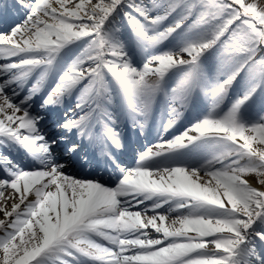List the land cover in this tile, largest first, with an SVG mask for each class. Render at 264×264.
I'll return each mask as SVG.
<instances>
[{
  "label": "snow or ice",
  "instance_id": "1",
  "mask_svg": "<svg viewBox=\"0 0 264 264\" xmlns=\"http://www.w3.org/2000/svg\"><path fill=\"white\" fill-rule=\"evenodd\" d=\"M13 7L23 18L0 21V145L23 146L35 163L21 167L0 152V195L10 188L19 201L0 206V264H264V99L254 106L264 94V0L259 7L246 0H15ZM121 21L151 49L138 66L119 39ZM178 32L191 35L163 46ZM70 44L80 50L66 61L61 53ZM45 90L41 110L66 108L54 137L41 125L44 115L31 110ZM201 95L212 100L208 113L147 146L134 166L118 164L114 184L71 170L87 145L110 157L109 148L124 147L117 97L143 134L154 114H167L165 132L173 128ZM241 106L252 109L251 122L240 118ZM195 142L217 147L196 166L147 163ZM172 212L178 215L165 226Z\"/></svg>",
  "mask_w": 264,
  "mask_h": 264
},
{
  "label": "bare ground",
  "instance_id": "2",
  "mask_svg": "<svg viewBox=\"0 0 264 264\" xmlns=\"http://www.w3.org/2000/svg\"><path fill=\"white\" fill-rule=\"evenodd\" d=\"M246 1H250V0H246ZM78 2H79V0H70L71 5H74L75 3H78ZM252 2L257 3V5L259 7L262 3V0H252L249 3H252ZM7 3L8 4L6 5V7H3V9L0 6V10H1L0 21H2V19H4L5 15L9 16L12 14L16 15V17L19 16L22 19L23 18L22 14L20 12H18L16 8L13 7L15 0H9ZM2 10H5L4 14L2 13ZM118 20H119V18H118ZM15 22H19V20H16ZM0 27H3L2 22H0ZM175 36H178V34L175 33V34H173L172 37H169V39L164 42L163 46L171 47V46H174L175 44H177L181 39L176 40ZM119 39L124 42V45L126 47V50L128 51L129 57L131 58L132 62L134 64H136L137 66L140 63H142L143 58L145 56H147L151 51L150 48H146L141 41H139L138 39L135 38L131 29L126 27L122 21L120 22ZM77 43H79V42H77ZM79 50L80 49L76 46V44H70L67 46V48L64 50V52H62L61 54H65V52H67L68 55L66 57V61H70L73 57H75L76 54H78ZM135 55H137V57ZM184 59H189V57L185 54ZM0 62H4V61L0 60ZM153 79H155V77H153ZM249 80H250V77H246L244 80L235 84L234 87L232 89H230L228 96L224 99V101L220 105V108L217 110L220 112V114H222L224 111H227V109L231 106V104L233 102H235V100L238 98V96L242 94V91H243L244 87L248 84ZM45 95H46V93L44 91H42L38 95L33 97V103H32L31 110L33 112H37L41 115H46V119L41 122V125H42L44 131L49 129L50 127H53L52 132H53V135L55 136L59 130L54 127V124L58 120L57 117L63 116V112L66 110V108L59 105L60 112H56V113L53 111H50V106L48 107V109L46 111L40 110L39 108H37V104H38V102L40 104L42 103ZM201 96L203 97L202 106H199L198 102H197L196 103V111H194L192 107H189V109L184 112V114L181 116V118L176 121L174 127L171 129H168L167 132H165L163 130V122H166V120L168 118L166 113H164L162 115L154 114L153 118L149 121V123L156 130L162 131L161 136H164V138H172L174 135H177V134L183 132V130L186 127H188L190 123L195 122V119L197 118V112H198L199 116H203V115L208 113L209 109L211 108L212 100L210 97L206 98L203 95H201ZM262 99H264V94L257 95L255 98L254 106L259 105L261 103ZM73 100H74V97H68L65 99L64 104L71 106V102ZM117 101H118V103L115 106L114 111L117 112L119 119L121 121L120 127H121V130L123 132V141L125 143V141L127 139L124 135L123 129L124 128L133 129V127L129 123L128 119L126 120V118H125L124 120H122L123 113H122L121 108H120L119 97H117ZM20 114L21 113H17V115H20ZM239 115H240V118L245 122H251V120L254 119L252 109L246 110L244 106H241ZM48 121H50L49 124H47ZM147 128L148 127L144 128L143 133H146L148 131L149 128L148 129ZM154 128H151L149 130H154ZM136 130L140 131V129H138V128H136ZM133 131H135V130H133ZM133 135H137V133H134ZM145 135L149 136L148 134H145ZM198 143L199 142H195L194 144L188 145L185 148H181L182 153H184V152H187V153L181 155L180 157H178V159L173 158V157H168V156H170L171 153H166L164 156L156 157L152 160L147 161V163L149 164V166H152V165L169 166V165H177V164H180V165L184 164L186 166H196L199 163H202L203 159H205L208 156V154L205 150H203L202 148H198L199 147ZM254 147H260V145H258L257 142H254ZM12 148L25 149L23 146L15 143V142L10 141L7 144V146L0 145V152L3 151L6 154H8L9 151H11L10 149H12ZM215 150H216V148L212 149V152ZM117 151H120V149ZM142 151H144V148L140 150V152H142ZM120 154L122 156H124L123 153H120ZM138 155L139 154L136 152L135 156H138ZM20 156L21 155H18L19 158H16L17 161L22 160L23 157L21 156V158H20ZM183 159L185 161H183ZM131 161H133V159H131ZM0 173H2V169H0ZM245 178L249 179L252 182H255V180H256V176L254 173L246 174ZM201 179L205 182H207V180H208V178L205 177L203 174L201 175ZM255 186L259 187L258 184H256ZM8 197H13V199L10 200V199H8ZM12 202H19L18 197L15 196V194L13 193V191L10 188L4 189L3 195H0V206H7L10 210V206H11ZM166 208H167V206H165V209H164L165 212H166ZM133 210L136 211L138 209H133ZM151 214L152 213H150V212L146 213V214L142 213V218L147 216V215H151ZM177 215H178V213H176V212H172L170 214H167L166 219L163 222L165 224V226L171 225L172 220L176 219ZM3 218H4L3 214L0 213V219H3ZM158 223H159V221H158ZM176 226L177 227L179 226L178 223ZM153 231L154 230L149 229V234L152 235ZM96 239H97V242L104 243L105 245H107V242L103 241L102 238L97 237Z\"/></svg>",
  "mask_w": 264,
  "mask_h": 264
},
{
  "label": "rangeland",
  "instance_id": "3",
  "mask_svg": "<svg viewBox=\"0 0 264 264\" xmlns=\"http://www.w3.org/2000/svg\"><path fill=\"white\" fill-rule=\"evenodd\" d=\"M250 1H252V0H250ZM250 1H246L247 3H249ZM178 34V36H175L176 38V40H178V39H184V38H187V37H189L190 35H191V33H177ZM145 46V45H144ZM146 47V46H145ZM147 48V47H146ZM65 55V54H64Z\"/></svg>",
  "mask_w": 264,
  "mask_h": 264
}]
</instances>
